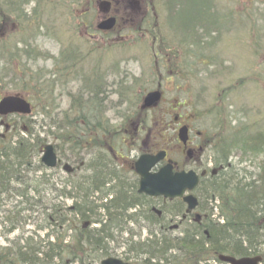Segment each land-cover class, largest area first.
I'll return each instance as SVG.
<instances>
[{"label":"trees","instance_id":"1","mask_svg":"<svg viewBox=\"0 0 264 264\" xmlns=\"http://www.w3.org/2000/svg\"><path fill=\"white\" fill-rule=\"evenodd\" d=\"M150 1V13L154 15L152 11L157 8ZM187 1L165 0L164 3L163 0L161 5L167 13L172 36L180 40L181 51L178 45L170 50L172 40L163 37L159 29L156 32L159 23L148 12L142 14L135 28L139 36H150L154 44L158 40L154 56L161 55L168 62L164 61L170 68L169 76H179L181 71L175 69L179 67L177 60L180 53L191 55L190 42L196 46L206 44L203 48L212 47L217 37L211 41L209 36L219 32L229 23V17L236 14L234 11L229 15L222 13L213 0H190L197 10L187 13L180 7ZM23 2L29 0L19 1L14 8L6 3L5 10H0L5 14L3 20H17V31L29 33L30 38L21 37L24 52L15 49L20 42L17 39L10 51L0 47L2 53L6 59L21 61L25 54L28 61L41 56L51 58L56 64L47 72L32 70L27 63L19 61L15 68L26 76L28 83L24 84L31 82L27 96L32 100L33 112L20 129L0 144V202L8 204L12 199L18 200L12 209L0 204V212L5 214L0 236L6 241L0 243V264H101L102 259L111 255V244L119 243L124 232L130 234L123 243L127 245L125 253L140 257L137 264H211L213 261L225 264L219 260L221 254L261 255L264 264V130L256 128L255 121L234 126L230 121L210 133L207 152L218 169L214 174L203 176L194 190L202 228L188 223L177 234L171 233L168 218L172 220L183 212V202L163 203L160 209L163 217H158L157 212L147 206L153 199L137 192L138 179L125 169V166L132 168L133 160H127L123 153L140 148L139 140L148 123L145 120L148 109L142 107L141 77L130 79L129 73L121 71L120 74L117 68V71L100 68L96 61L95 65L85 67L84 60L98 50L97 42L91 37H86L87 47L74 44L75 40L68 45L64 40L57 56L42 53L32 42L41 29L39 24H32V17H29L30 23H26ZM110 2L113 9L116 0ZM58 3L51 4V8ZM132 4L135 7L137 1H124L120 12L143 13L139 8L130 10ZM89 12L90 9L80 13L79 26L89 25L86 20ZM49 14L52 17V11ZM70 14L78 20L72 5ZM112 14L119 24V15ZM34 16L39 22V14ZM238 18L237 22L243 21L241 16ZM186 20L190 24L187 25ZM27 24L32 27L27 28ZM95 29L100 32L97 25ZM35 48L38 54L33 53ZM168 51H171L169 55ZM69 83L75 84V92L69 90ZM57 92L70 99L62 114L54 103ZM108 103L111 104L106 106ZM107 111L111 112V119ZM33 115H36L35 120L30 118ZM50 140L60 159L77 168L75 174L65 173L68 178L64 184H59L56 178L53 181L40 160ZM236 154L237 163L233 161ZM121 159L123 162L119 161ZM48 192H55L52 199L49 195L52 193ZM58 199L72 201L65 206ZM35 206L43 207L40 220L43 223L35 225L34 234L9 239L10 233L27 223L28 218L21 213L27 210L25 208L34 212ZM134 223L140 228L147 227L148 235L143 240L141 231L136 234L134 226H129ZM39 231H45L44 236L35 240ZM134 237L138 239L135 241Z\"/></svg>","mask_w":264,"mask_h":264},{"label":"rangeland","instance_id":"2","mask_svg":"<svg viewBox=\"0 0 264 264\" xmlns=\"http://www.w3.org/2000/svg\"><path fill=\"white\" fill-rule=\"evenodd\" d=\"M2 1L4 2H0V8L5 10L6 5L4 4L14 3L16 5L21 0ZM57 1H59L58 5L52 9L51 4ZM72 1L39 0L38 2L37 0H29V2H23L24 6H22V9L27 18L26 23H30L29 17H32V24L35 26L39 24L41 29L37 36L33 37V45L40 47L43 51L42 53L49 52V54L57 56L64 40V43L68 45L75 40L74 44L80 43L87 47L86 37H91L93 42H97L98 50L89 54V57L84 60L85 67H89L91 63L92 66L95 65L96 61L100 68H106L110 71H117L118 69L120 74L121 71L129 73L130 79L139 76L141 77L139 81H141L144 94L156 88L159 84L163 97L158 105L145 113V120H148V123L146 131L139 140L141 148L148 147L155 150L157 144H161L168 137L173 138L174 134L171 130H168L167 134L162 136L161 125L167 122L171 123L170 114L176 113L171 108L177 107L178 101L184 105L179 110L188 114L187 117L195 118L194 128L203 133L209 134L216 130L217 127L223 126V123L228 125L230 121L232 126L239 122L255 121V127L264 130V0H213V4L218 9L225 10L226 7H232L236 12L239 11V13L235 14V17L241 16L243 21L240 22H243L244 25L241 26L234 23L232 29H230L228 28L229 24L227 28L223 29V31L226 29L225 33L222 31L223 35H220L219 40L209 48H203L206 44L196 46V44L190 42L191 55L187 56V53H180L177 60L179 64L177 63L176 65L179 67L175 69H178L179 72L181 71L179 76H169L171 71L165 64L167 61L161 58V55L154 56L157 53L158 40L154 44L150 40V36L142 34L139 36L135 30L140 24L142 14L148 12V15L151 17L155 16V22L159 23V25L156 24V32L159 29V33L163 37L172 40L170 50L172 51L176 45L179 48L181 47L180 40L172 36L171 30L167 25V13L161 7L163 0H152V5L157 8L156 11H152L154 15L150 13V0H136L137 4H135V7L132 4L130 10L133 11L139 8L138 10L143 13L137 12L133 13V15L132 13L120 12L126 0H116L111 12L119 15V24L116 30L112 31V33L106 32L105 35L103 34L104 32H98L95 29L96 24L103 19L105 7L103 0H80V3L76 0ZM61 2L62 4H60ZM71 5L73 14L78 16V20L70 14ZM180 7L181 10L187 11V13L197 10L190 0L182 3ZM89 9L90 12L87 14L86 19L89 25L81 24L79 26L80 13ZM50 11H52V17L49 14ZM34 14H39V22L34 20ZM4 15L0 10V47H2V50L8 48L10 51L15 46L14 42L18 39L20 40L19 46H16L15 49L24 52L21 50L23 45L21 37L23 36L24 39L26 37L30 38L29 33L25 35V32L17 31L19 29L17 20L15 22L13 20L9 22L8 18L3 20ZM186 24L190 23L186 20ZM29 27H32V25L27 24V28ZM229 30L230 32H228ZM120 35H123V37L120 38ZM212 35L217 36L218 34L212 32L209 37ZM139 37H141V40H139ZM211 41L214 40L212 39ZM109 45L116 46L106 48ZM171 51H168L167 54L169 55ZM33 53L38 54L36 48ZM36 58V60L28 61L25 54H22L21 61L18 59H6L0 49V95H28L27 92L30 91L31 82L24 84L28 83L26 76L22 72H16L15 68L18 65V61L22 64L27 63V67L31 66L30 69L32 70L44 69L47 72L55 67L56 63L51 58L44 59L41 56H36ZM53 59L56 60V57ZM111 77H113V74H111ZM74 85V83L68 84V88L72 93L75 92ZM221 91L226 92L222 93ZM55 95L56 103H59L58 109L62 114L63 109L69 106V96L65 94L58 96V92ZM174 100H177V102ZM110 104L108 103L106 106ZM107 115H110V119L112 118L110 111H107ZM30 118L35 120L36 115ZM156 121H160V123L157 125ZM24 122V120L17 121L13 125L12 132H9L8 135L10 136L11 133L20 129ZM3 130L0 128V131ZM139 149V146L137 150L135 147L130 149L127 154L123 153V155L128 158L127 160L135 159L140 153ZM237 155H233L235 163L238 160ZM170 156L179 158V154L174 151V147L170 149ZM208 156H210L209 153ZM62 160L65 161L64 158ZM119 161L123 162L122 159ZM179 162L181 164H192L189 159L181 160L179 158ZM125 165L127 164L125 163ZM45 172L47 175H51L53 181L55 178L58 179L56 181L59 184H64L63 182L67 181V175L61 167L55 170L48 169ZM57 175L62 176V178ZM48 193H52L49 194L50 199H52V195L55 192ZM16 201H18L17 198L12 199L8 204L3 202H0V204L5 209H12L16 205ZM59 201L63 202L65 206H69L72 200ZM161 203L162 201L159 202L160 205ZM25 205L27 204H23V206ZM25 209L27 210L21 214L26 215V218H28L27 223L21 225L20 230L10 233L8 235L9 239L20 235L29 236L34 234L36 231L35 225L43 223L40 221L43 217V207L35 206L34 212L28 208ZM199 213L201 212L199 211ZM3 214V212H0V229L4 228L2 221L5 218V214ZM174 221L170 222V224ZM38 233L39 237H36L35 240L43 238L45 231H39ZM128 233H122L123 238L119 240V243L114 242L111 244L113 250L110 256L119 257L137 264L140 257H136L134 253H125L127 245L124 246L123 243L129 237L130 234ZM146 233L145 229L141 230V240L146 238ZM135 237L133 240L136 241L138 237ZM5 242L0 236V243L4 244ZM145 257L143 255V259ZM155 261L157 262V260ZM211 264H215L214 261Z\"/></svg>","mask_w":264,"mask_h":264},{"label":"water","instance_id":"3","mask_svg":"<svg viewBox=\"0 0 264 264\" xmlns=\"http://www.w3.org/2000/svg\"><path fill=\"white\" fill-rule=\"evenodd\" d=\"M104 3V10L109 7V3ZM116 24V18L110 16L103 19L98 28L110 30ZM161 92L153 90L148 92L143 101L144 107H151L160 101ZM30 113V103L20 96L9 95L0 100V114L8 113ZM164 152L157 154H141L134 163L136 173L139 175L138 192L148 196H162L165 198L181 197L187 203L188 209H194L197 206V198L193 194H186L192 191L198 184L199 176L194 170L175 171L171 162L154 170L157 164L164 158ZM41 161L47 167L57 165V154L52 144L45 146ZM65 169L69 170L68 165ZM220 260L228 264H259L262 260L260 256L235 258L228 255H220ZM101 264H131L117 257H107L101 261Z\"/></svg>","mask_w":264,"mask_h":264},{"label":"flooded vegetation","instance_id":"4","mask_svg":"<svg viewBox=\"0 0 264 264\" xmlns=\"http://www.w3.org/2000/svg\"><path fill=\"white\" fill-rule=\"evenodd\" d=\"M11 7L12 8L15 7L14 3H12ZM109 15H112L111 10L108 14H105L103 18H107ZM117 24H118V20H117ZM58 96H60V94ZM3 97L5 96L0 95V100ZM23 98L29 101L30 104L32 105V100H30L27 96H24ZM174 101L177 102V100ZM54 103H56V101ZM55 105L59 107V103H56ZM182 106L184 105L180 101H178L177 107L171 108L173 111H176V113L170 114L172 119L171 123L167 122L161 125L162 136H165L164 133H167L168 130H171V132L174 134L173 138L172 137L166 138V140L162 141L161 144H157L155 150L149 149L148 147H144L143 152L155 154L158 151L160 152L164 151L165 156L164 158H162L161 164L159 165L172 162L174 165V170L193 169L199 175H202V173H205V175H210L212 173H215L216 168L214 166L212 158L211 156L206 155L208 153L206 145L209 142L210 136L194 128L193 123L195 121V118H189L187 117L188 114H185L182 111H180L179 109H181ZM22 118H24V121H26L29 118V115L23 113H9L5 115L0 114V128L4 129L3 131H0V144L1 142L6 141L7 139L10 138L11 135L9 136L8 134L9 132H12L11 130L13 128V125L16 124L17 121H21ZM156 123L158 124L159 122L157 121ZM173 147H174V151L179 154V158H181V160L189 159L190 162L192 161V164L191 165L181 164L179 162L178 157L170 156V149ZM196 161L198 162L197 164ZM61 163L63 164L64 162L61 160ZM76 169L77 168H75L74 166H72L71 168L69 167L68 173L73 172L75 174V172L77 171ZM125 169L126 170L129 169L128 171L134 174L135 178L138 179L137 181V186H138L139 177L136 175L134 170L132 172L133 166L132 168L131 166H128V168L125 166ZM152 199L153 201H155L157 198L155 199L152 198ZM147 206H150L151 211H156L161 214V212L158 210L155 204L151 203L148 204ZM160 214H158V217H163L162 214L161 215ZM193 215L194 213H187V214L182 213L180 215L181 220L177 221V223H174L173 225V227H178V228L173 231L178 230L177 232H179L181 228L187 225V223L189 224L191 223L202 228V220L198 218L196 219V217L194 218ZM255 256L258 255H252L246 257H255ZM262 261H263V257H262Z\"/></svg>","mask_w":264,"mask_h":264}]
</instances>
